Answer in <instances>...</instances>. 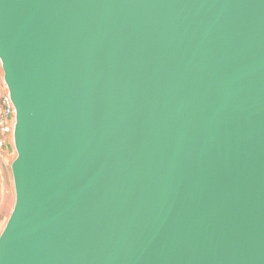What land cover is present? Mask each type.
<instances>
[{
    "label": "water",
    "instance_id": "obj_1",
    "mask_svg": "<svg viewBox=\"0 0 264 264\" xmlns=\"http://www.w3.org/2000/svg\"><path fill=\"white\" fill-rule=\"evenodd\" d=\"M0 67V264H264V0H0Z\"/></svg>",
    "mask_w": 264,
    "mask_h": 264
},
{
    "label": "rangeland",
    "instance_id": "obj_2",
    "mask_svg": "<svg viewBox=\"0 0 264 264\" xmlns=\"http://www.w3.org/2000/svg\"><path fill=\"white\" fill-rule=\"evenodd\" d=\"M3 74L0 67V90H5V86L2 80ZM13 133V132H12ZM12 133L6 137V146L4 148L3 155H6V162L0 174V233L3 230V227L13 209L14 205V188H13V181L10 171V165L15 159V151L13 147V138ZM1 138V135H0ZM2 139L4 137L2 136Z\"/></svg>",
    "mask_w": 264,
    "mask_h": 264
},
{
    "label": "built area",
    "instance_id": "obj_3",
    "mask_svg": "<svg viewBox=\"0 0 264 264\" xmlns=\"http://www.w3.org/2000/svg\"><path fill=\"white\" fill-rule=\"evenodd\" d=\"M14 108L7 90H0V159L6 145V137L13 132ZM2 136L4 139H2Z\"/></svg>",
    "mask_w": 264,
    "mask_h": 264
},
{
    "label": "crops",
    "instance_id": "obj_4",
    "mask_svg": "<svg viewBox=\"0 0 264 264\" xmlns=\"http://www.w3.org/2000/svg\"><path fill=\"white\" fill-rule=\"evenodd\" d=\"M6 146V145H5ZM5 148V147H4ZM3 152H4V149H3ZM5 162H6V155L2 153V157L0 159V174H2V171H3V168H4V165H5ZM1 180V179H0ZM1 182V181H0Z\"/></svg>",
    "mask_w": 264,
    "mask_h": 264
}]
</instances>
